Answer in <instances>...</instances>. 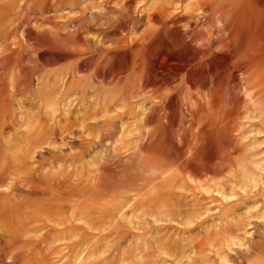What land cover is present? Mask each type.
<instances>
[{"label": "rangeland", "instance_id": "rangeland-1", "mask_svg": "<svg viewBox=\"0 0 264 264\" xmlns=\"http://www.w3.org/2000/svg\"><path fill=\"white\" fill-rule=\"evenodd\" d=\"M248 1L0 0V264H264Z\"/></svg>", "mask_w": 264, "mask_h": 264}, {"label": "bare ground", "instance_id": "bare-ground-1", "mask_svg": "<svg viewBox=\"0 0 264 264\" xmlns=\"http://www.w3.org/2000/svg\"><path fill=\"white\" fill-rule=\"evenodd\" d=\"M263 11H260L251 1L242 5L239 14L227 26L232 33V42L220 52L214 54V59L231 60L239 51L247 50L249 55L244 62L236 66V71L244 65L259 66L264 62V0H258ZM218 101V98H215ZM233 226V224H231ZM257 234L249 240L247 248L239 251L246 256L251 253L254 245L264 238V220L256 223Z\"/></svg>", "mask_w": 264, "mask_h": 264}]
</instances>
